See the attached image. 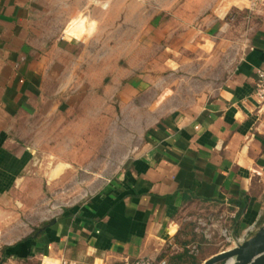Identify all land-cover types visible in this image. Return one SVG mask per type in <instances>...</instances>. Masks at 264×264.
I'll return each mask as SVG.
<instances>
[{
    "label": "crops",
    "instance_id": "obj_1",
    "mask_svg": "<svg viewBox=\"0 0 264 264\" xmlns=\"http://www.w3.org/2000/svg\"><path fill=\"white\" fill-rule=\"evenodd\" d=\"M39 6L46 9L44 30L63 31L58 58L43 50L40 60L24 41ZM249 6V0H0V201L32 160L30 146L10 135L20 118L59 108L54 94L64 96L72 80L77 85L84 68L101 69L100 76L106 70L112 85L132 93L136 86L159 90L145 113L155 119L121 172L47 220L38 237L22 241L33 230L12 242L0 231V243L5 237L3 246L13 247L8 260L184 261L206 213L230 212L228 240L264 225V107L254 96L264 67V6L254 12ZM87 21L89 27L81 25ZM86 41L91 61L66 60ZM56 82L47 97L41 86ZM220 244L198 262L225 250Z\"/></svg>",
    "mask_w": 264,
    "mask_h": 264
},
{
    "label": "rangeland",
    "instance_id": "obj_2",
    "mask_svg": "<svg viewBox=\"0 0 264 264\" xmlns=\"http://www.w3.org/2000/svg\"><path fill=\"white\" fill-rule=\"evenodd\" d=\"M76 1L72 0L73 3ZM45 11L42 6L35 9L30 16V25L25 27L27 35L24 41L34 46L35 55L40 60L43 50H51L55 58L59 57L58 45L63 35L59 28H52L51 32L44 30ZM86 13L89 14L88 11ZM84 22L81 25L90 26L88 21ZM243 37L247 39L245 30ZM88 42L76 52H70L66 60L91 61L94 55H91L92 47ZM99 71L102 70L84 68L77 85L73 84L75 80L68 78L72 84L66 86L64 96L54 94L59 87L58 82L41 86L47 97L53 94L57 97L59 108H50L45 114L41 110L35 115L20 118L18 133L10 134L20 145L30 146L32 160L18 184L0 201V231L8 236V241L25 238L47 220L57 217L63 208L80 204L105 188L106 180L121 172L126 158L143 142L147 126L155 119L145 116L146 108L148 110L154 105L159 90L154 87L141 90L136 86L132 93L124 85H112V79L105 75L106 70L102 76ZM202 86L200 82L195 87L201 91ZM185 87L179 88L185 91ZM231 217L230 212L223 210L214 211L210 216L206 213L205 222L199 225L191 246L193 252L187 254L184 261L168 258L169 264L198 263L216 249V242H221V248L228 249L254 235L260 228L247 236L239 232L237 237L242 240L235 237L228 240ZM4 241L5 237L0 243V258ZM14 262L6 259L3 264ZM17 264L37 263L21 259ZM228 264H233V261Z\"/></svg>",
    "mask_w": 264,
    "mask_h": 264
},
{
    "label": "water",
    "instance_id": "obj_3",
    "mask_svg": "<svg viewBox=\"0 0 264 264\" xmlns=\"http://www.w3.org/2000/svg\"><path fill=\"white\" fill-rule=\"evenodd\" d=\"M231 260L233 264H264V226L260 227L254 235L244 238L231 248L210 256L201 264L219 262L228 264Z\"/></svg>",
    "mask_w": 264,
    "mask_h": 264
},
{
    "label": "built area",
    "instance_id": "obj_4",
    "mask_svg": "<svg viewBox=\"0 0 264 264\" xmlns=\"http://www.w3.org/2000/svg\"><path fill=\"white\" fill-rule=\"evenodd\" d=\"M249 9L251 11L259 10L264 6V0H249ZM256 84L254 96L258 102L259 107H264V67L258 68L256 72ZM124 264H168L166 258L156 259V258H137L125 260Z\"/></svg>",
    "mask_w": 264,
    "mask_h": 264
},
{
    "label": "trees",
    "instance_id": "obj_5",
    "mask_svg": "<svg viewBox=\"0 0 264 264\" xmlns=\"http://www.w3.org/2000/svg\"><path fill=\"white\" fill-rule=\"evenodd\" d=\"M49 223L50 222L43 223V226H40V227L34 229V232L30 236H28L27 238L23 239L22 241L24 242L27 239L35 238V237L42 235L45 232V229L49 225ZM193 239H194V237H193ZM12 248H13L12 246H5L4 247L3 255L0 258V264H3L5 262V260L12 255V253L10 251ZM189 249L187 251H189ZM191 257L194 258L193 255H191ZM194 264H200V263L198 262V263H194Z\"/></svg>",
    "mask_w": 264,
    "mask_h": 264
}]
</instances>
